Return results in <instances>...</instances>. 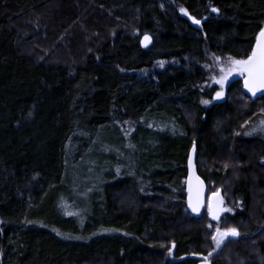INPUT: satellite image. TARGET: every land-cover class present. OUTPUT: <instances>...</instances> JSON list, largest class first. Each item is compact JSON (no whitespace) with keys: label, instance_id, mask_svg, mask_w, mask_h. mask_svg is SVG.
Listing matches in <instances>:
<instances>
[{"label":"trees","instance_id":"1","mask_svg":"<svg viewBox=\"0 0 264 264\" xmlns=\"http://www.w3.org/2000/svg\"><path fill=\"white\" fill-rule=\"evenodd\" d=\"M26 17L39 18L42 43L58 40L49 57L21 48ZM263 23L264 0H0V264H173L169 242L176 264H197L193 145L244 235L227 243L238 255L222 249L212 264L231 253L264 264V139L245 135L264 96L233 79L224 99L201 103L213 92L202 89L206 54L246 59ZM160 60L174 63L151 70ZM124 144L132 164L115 172L104 151Z\"/></svg>","mask_w":264,"mask_h":264},{"label":"rangeland","instance_id":"2","mask_svg":"<svg viewBox=\"0 0 264 264\" xmlns=\"http://www.w3.org/2000/svg\"><path fill=\"white\" fill-rule=\"evenodd\" d=\"M39 18L36 17L33 20L28 19L27 17L25 19H23V22L21 24L19 33L21 36H23V38H27L28 36L32 37L31 41L26 42V44H20L21 48L23 49V51L28 52L29 54H31L32 56H34L36 59H44L45 56H48V51L53 49V45H56V48L58 47V43H57V39H50L48 38L46 41H44V43H42L41 39H44L43 37V28L42 25H39V22L37 21ZM262 28H264V23L262 25ZM87 40V39H86ZM55 50H53L52 52H54ZM48 53V54H47ZM219 57V60H217L216 58ZM229 57L228 55H218V54H213V53H208L206 54V62L204 63V68H205V72H206V81L202 84V89L204 88V90H210L213 89L212 92V96L211 99H206L203 98L201 100V103L203 105H211L216 97V93L218 91H223V97L221 98L224 99L226 92H227V86L228 84L233 80V79H242L244 81L245 77L243 75H240L239 73L233 72L231 75H229L227 77V79L224 82L223 88H221V85L216 83L217 80L221 79L222 76L225 75V73L221 72V68H227L230 64L229 61ZM234 58V57H232ZM237 59V58H234ZM239 60V59H237ZM174 63L173 60H160L157 61L153 68L151 70L154 69H162L164 68L166 65ZM149 72L145 71L144 75L148 74ZM203 101H208V103H203ZM264 121V116H259L258 119L253 120V121H248V127L245 130V135H260L263 139H264V124H262L261 122ZM250 133V134H249ZM131 146H128L127 144L122 145V147H116V148H112L111 150L107 149L104 152L106 154L111 153V155L113 157H115V159H118L121 163L119 164H115L113 166V169L115 172H119L123 169L126 168L125 164L129 165L132 164V161L130 160V155H129V151L131 150ZM109 150V151H108ZM198 164L197 167H200L201 169L204 166H208L205 160H197ZM197 163V162H196ZM101 168H103L102 165H100ZM206 168V167H204ZM98 170H102L100 168H98ZM93 172L91 173V175L86 178L85 180V195H87L90 192V186L92 184H90V181L93 179L92 178ZM214 194L218 195L221 197L222 199V209H224V211H221V214L219 215V219L218 220H214L209 212H208V205H209V200L212 196H214ZM123 200V201H122ZM126 198H121L122 203L126 202L125 201ZM87 201V199H86ZM237 207L234 206V203L232 202V198L230 197L228 190H225V188L223 186H220L217 183H209L207 186V197H206V203H205V209H204V215L203 218L201 220V225L205 230V245H204V253L195 255L196 258L198 259L197 264H200L201 262H206L207 264H212L213 263V259L216 258V256L222 251V249H226V252H229L230 250H232L236 255H238V250L237 248L233 245L231 247H229L231 244H227L229 239H234L232 237H226L224 239V241L222 242L221 246L219 248H216V243L215 241L212 240V236L216 234V229L220 228L221 231L228 229V228H236L232 223H231V216L233 215L235 209ZM228 209H231V211H227ZM238 230V232L240 233L239 236L237 237H241L243 238L244 235H242V232L236 228ZM255 234V233H253ZM252 234V235H253ZM246 236V235H245ZM235 238V239H236ZM253 241L252 240H248V244L253 247ZM172 242H169L167 244V249L165 250V257L169 258L170 261L173 264H176V258L173 257L172 252H174L173 248H172ZM216 248V251H213V249ZM236 248V249H235ZM171 249V251H169ZM251 251L253 252V249H251ZM212 253L211 256H209V253ZM232 256L228 255L229 259L227 261V264H244L246 263L245 259L246 254L242 255L241 257L239 256V258L237 260H235L236 263H233V260L237 258V256L233 253H231ZM251 254V253H250ZM254 254V253H253ZM164 257V258H165ZM255 257V255H254ZM207 258V259H205ZM252 258V257H250ZM161 259V258H160ZM163 259V258H162ZM0 260H1V255H0ZM247 260H249V258H247ZM158 264V263H156ZM160 264V263H159ZM249 264L250 261H249Z\"/></svg>","mask_w":264,"mask_h":264},{"label":"snow or ice","instance_id":"3","mask_svg":"<svg viewBox=\"0 0 264 264\" xmlns=\"http://www.w3.org/2000/svg\"><path fill=\"white\" fill-rule=\"evenodd\" d=\"M181 11H184L181 9ZM213 11H218V9H213ZM195 23L199 24V20H195ZM145 42L150 40V37L145 35L144 37ZM219 60V57L216 58ZM230 64L227 68H221V72L225 73L221 79L217 80L216 83L221 85L223 88L224 82L229 75L233 72L239 73L245 77L244 79V88L247 89L253 96H255L258 92H264V28H262L259 34L256 37V44L255 47L252 49L251 54L247 56L246 59H234L229 57ZM223 96V91H218L216 93V98H220ZM203 103H208V101H203ZM264 124V121L261 122ZM250 134V133H249ZM191 164V158H190ZM192 189L191 186L189 187V192L191 193ZM199 192V189H198ZM216 196V194H214ZM220 198L217 196V205L220 203ZM189 206L192 208L193 212H198L200 207L199 198L197 196V202L194 204L192 202V198L190 195L189 198ZM224 211V209L219 208L218 206H214L213 203H209L208 205V212L212 216L214 220L219 219V212ZM227 211H231L228 209ZM239 232L236 228H228L221 231L220 228L216 229V234L212 236V240L216 243V248H219L224 241V239L228 236H239ZM216 248L213 251H216ZM171 251V249L169 250ZM212 253H209L211 256ZM207 259V258H205Z\"/></svg>","mask_w":264,"mask_h":264},{"label":"water","instance_id":"4","mask_svg":"<svg viewBox=\"0 0 264 264\" xmlns=\"http://www.w3.org/2000/svg\"><path fill=\"white\" fill-rule=\"evenodd\" d=\"M214 9V8H213ZM212 9V11H213ZM214 13H217V11H213ZM192 23L196 26V27H200V23L197 24L195 23L194 19H191ZM262 29V28H261ZM260 32V31H259ZM258 32V34H259ZM257 34V35H258ZM145 35H147L148 37H150V40L145 42L144 37ZM257 37V36H256ZM152 44V38L149 34H143L140 38V45L142 48L146 49L148 48L150 45ZM256 44V39H255V43L253 48L255 47ZM243 85H244V81H243ZM245 92L248 96L250 97H260V96H264V92H258L255 96L252 95V93H250L247 89H245ZM223 96H221L220 98H216L215 97V101L219 102L221 101V98ZM190 158H191V164H190ZM187 172H186V192H187V196H186V201H187V209L188 211L191 213L192 216L194 217H199L201 215V213L203 212V210L205 209V203H206V196H207V186L205 181L203 180V178L198 174L197 172V168H196V148L195 146H191L188 157H187ZM191 186V193L189 192V187ZM199 189V192H198ZM192 198V202L195 204L197 202V196L199 198V202H200V207H199V211L198 212H193L192 208L189 206V198ZM217 196H212L209 200V203H213L214 206H218L219 208L222 209V202L218 203L217 205ZM220 198V201H222L221 197L218 196ZM221 214V211L219 212V215ZM211 216V215H210ZM212 217V216H211ZM228 237H232V238H236L233 236H228ZM200 264H207L206 262H201Z\"/></svg>","mask_w":264,"mask_h":264}]
</instances>
